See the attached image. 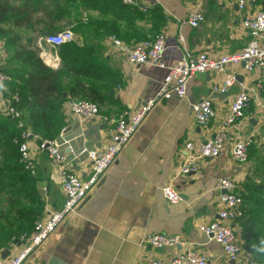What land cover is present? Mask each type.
<instances>
[{"label": "crops", "instance_id": "0c3cea01", "mask_svg": "<svg viewBox=\"0 0 264 264\" xmlns=\"http://www.w3.org/2000/svg\"><path fill=\"white\" fill-rule=\"evenodd\" d=\"M136 1L143 8L158 6L162 10V24L155 30L150 22H138L136 26L148 38L164 33L163 61L166 65L176 63L187 52L192 55L205 52L214 58L235 54L250 39L242 29L243 12L238 10L233 0ZM18 3V0L11 1L14 6ZM45 4L56 16L62 12L60 18L52 22L53 28L58 30L56 33L62 29L72 31L78 21L87 23L91 20L100 24L110 18L84 7L80 0H45ZM193 11H200L204 16V21L197 28L187 23ZM1 26L9 30V38L14 36L20 44L26 45L29 39L32 44L35 43L46 65L50 66L51 60L56 58L57 68L60 67L58 48L44 42L39 46L41 38L56 34L50 30L51 27L36 25L33 29H24L11 24ZM126 29L122 27V30ZM41 30L46 34L41 35ZM110 35L115 34L105 36L101 42L102 52L118 82L107 99L96 103L100 115L89 121L82 122L68 112V103L75 99L63 93L68 99L62 108L65 126L60 133L63 132L65 138L74 136L63 146L64 153L68 145L72 148L71 154H75L80 147L93 150L102 146L108 139L110 127L105 118L124 111L135 112L143 102L158 93L166 76V69L128 64L108 42ZM7 39L0 35V70L6 66L8 58ZM132 43L135 42L132 40L127 44ZM230 73L236 76L233 86L226 93L213 92L212 87L220 85L225 75ZM258 81L261 84L259 88ZM242 90L247 91L251 100L244 116L227 129V139L220 155L200 161L197 172L183 175L185 144L193 142L197 147L218 132L233 100ZM4 94L0 88V97ZM206 98L212 102L215 116L209 126L203 128L195 122L191 104ZM0 116L4 115L0 112ZM244 140L249 141L247 161L236 162L232 158L233 147ZM37 143L38 140L33 138L30 146L35 156L36 176L39 177L37 188L45 200V213L61 208L64 196L46 154L36 149ZM68 161L81 178L88 176L90 170L86 155ZM262 170L264 72L249 74L243 65H229L223 74H197L187 84L184 99L172 97L152 110L100 184L25 264H149L175 251L189 249L205 256L207 264H237L226 260L220 246L200 233L197 227L215 220L222 209L219 202L221 190L218 188L220 178L228 177L240 183V195L244 199L252 188L262 183ZM167 185H172L179 192V203L170 204L163 198L161 189ZM237 229L245 242L239 221ZM154 233L178 236L185 241V245L178 246L176 250L150 248L145 238ZM21 247L22 244L15 242L0 249L3 257H9Z\"/></svg>", "mask_w": 264, "mask_h": 264}, {"label": "built area", "instance_id": "2783aa9c", "mask_svg": "<svg viewBox=\"0 0 264 264\" xmlns=\"http://www.w3.org/2000/svg\"><path fill=\"white\" fill-rule=\"evenodd\" d=\"M239 11L246 12L241 25L248 34L249 40L245 47L235 54H225L214 58L205 52L192 55L184 53L182 57L172 65H166L163 61L165 51V35L159 33L153 38H147L132 44L119 40L115 35L107 37L108 42L116 52L122 55L125 61L132 66H147L166 69L167 73L158 93L145 102L135 111H124L118 115L105 118L110 123L108 139L106 142L93 150L82 149L81 154L88 159L90 170L86 178H81L70 166L67 154L63 146L67 143L63 132L54 139H41L34 136L26 122L22 118L19 109L20 97L17 92L8 94L6 83L10 82V76L0 71V88L5 92L0 97V112L5 117H10L21 129L18 152L20 162L24 169L32 176H36L37 167L35 156L30 141L38 140L36 149L46 154L50 165L57 177L64 201L59 209L45 212L34 223L33 230L29 234H22L15 241L22 244L21 249L9 256H2L0 249V264H25L36 251L50 239L56 230L65 222L67 217L74 213L88 198L91 192L100 184L108 169L116 162L120 153L129 144L137 133L147 116L162 101L172 97L184 99L187 95V84L197 74L216 73L223 74L227 66L243 65L249 74H262L264 72V10L258 5L257 0H233ZM128 6L138 7L143 12L146 8L136 0H122ZM256 10H253V9ZM204 21L200 11L189 14L187 23L192 28H197ZM74 40L71 30H62L56 34L40 39L52 48H59ZM50 66L57 68V59L53 58ZM236 82L233 73L225 75L220 85H214L215 93H226ZM260 87V81L257 83ZM251 97L247 91H240L233 100L229 112L224 120L223 127L205 142L197 147L193 142L185 144L186 157L181 168L183 175L197 172L200 161L216 158L220 155L224 142L227 139V129L235 125L243 116L248 107ZM68 112L80 119L89 121L100 115L98 104L85 99L71 100L68 103ZM191 112L195 122L203 128H207L215 116V111L210 99H202L191 104ZM249 141H238L232 151V158L236 162L247 161V148ZM218 188L221 190L219 202L222 209L217 213L215 220L205 224H199L197 229L203 235L214 240L221 249L226 260L231 263L241 261L243 264H259L253 253H248L244 246L245 242L239 241L235 230L238 219L242 217L243 197L236 193L235 181L228 177L218 180ZM163 198L167 203L177 204L181 201L179 192L172 186L167 185L161 189ZM15 242L9 244L13 245ZM145 243L154 249L169 248L176 250L178 246L185 245L178 236H170L162 233L149 234ZM208 259L194 249L175 251V253L153 260L149 264H207Z\"/></svg>", "mask_w": 264, "mask_h": 264}, {"label": "trees", "instance_id": "16d2710c", "mask_svg": "<svg viewBox=\"0 0 264 264\" xmlns=\"http://www.w3.org/2000/svg\"><path fill=\"white\" fill-rule=\"evenodd\" d=\"M11 1L0 0V35L8 38V58L0 71L11 78L6 83L8 94L17 92L20 97L19 109L26 126L41 139L57 138L65 126L62 108L68 98L64 92L75 100L100 103L114 89L118 79L102 52L105 36L115 34L127 43L138 42L148 38L136 26L138 22L152 23L153 30L162 24V10L158 6L143 12L123 4L122 0H80L84 7L110 18L100 24L78 21L72 28L74 40L58 48L60 67L51 68L40 58L35 43L29 39L26 45L20 44L14 36L9 38V30L1 25L24 29L44 25L53 30L52 22L62 12L54 15L45 0H18V6ZM257 2L264 10V0ZM39 33L46 34L44 30ZM21 132L10 117L0 116V199L5 202V207L0 209V248L15 242L24 233L29 234L44 213L45 200L37 188L39 177L32 176L20 162ZM242 211L243 217L238 221L243 234L249 235L245 243L253 249L259 264H264V253H257L253 247L264 249V177L261 184L244 196Z\"/></svg>", "mask_w": 264, "mask_h": 264}, {"label": "water", "instance_id": "95a60500", "mask_svg": "<svg viewBox=\"0 0 264 264\" xmlns=\"http://www.w3.org/2000/svg\"><path fill=\"white\" fill-rule=\"evenodd\" d=\"M78 127V126H77ZM74 138L73 135H69L65 138V141L67 143H69L70 141H72ZM81 151H82V148H78L76 151H75V154H71L72 153V148L71 146H67L66 149H65V153L67 154V157H68V160H75L79 157H82V154H81ZM69 155V156H68ZM245 238H249V235H245ZM245 250L248 252V253H253V249H251L248 245H245L244 246Z\"/></svg>", "mask_w": 264, "mask_h": 264}, {"label": "rangeland", "instance_id": "374dc122", "mask_svg": "<svg viewBox=\"0 0 264 264\" xmlns=\"http://www.w3.org/2000/svg\"><path fill=\"white\" fill-rule=\"evenodd\" d=\"M253 10H256L255 8L253 9ZM243 14V16H246L247 15V13L246 12H243L242 13ZM242 16V17H243ZM62 30H68V29H62ZM53 31V33L55 32H57L58 30H52ZM259 115V114H258ZM260 116V115H259ZM262 116V115H261ZM257 172H261V170H257ZM262 177H264V171L262 170ZM261 177V178H262ZM235 181V184H236V186H237V189H236V193L237 194H240L241 192H242V188H241V184L239 183L238 184V182L236 181V180H234ZM3 200V199H2ZM2 207H5V202L4 201H1V199H0V209L2 208ZM235 233H236V235H237V238H238V240L239 241H242V235H241V233L238 231V230H235ZM241 238V239H240ZM243 242V241H242ZM241 263V261H239V262H237V264H240Z\"/></svg>", "mask_w": 264, "mask_h": 264}, {"label": "clouds", "instance_id": "9594fccd", "mask_svg": "<svg viewBox=\"0 0 264 264\" xmlns=\"http://www.w3.org/2000/svg\"><path fill=\"white\" fill-rule=\"evenodd\" d=\"M253 247H254V250H255L257 253H264V249H260V248H258L256 245H254Z\"/></svg>", "mask_w": 264, "mask_h": 264}]
</instances>
